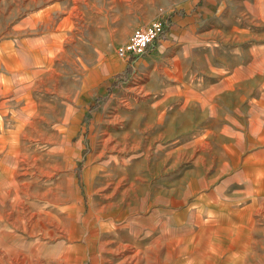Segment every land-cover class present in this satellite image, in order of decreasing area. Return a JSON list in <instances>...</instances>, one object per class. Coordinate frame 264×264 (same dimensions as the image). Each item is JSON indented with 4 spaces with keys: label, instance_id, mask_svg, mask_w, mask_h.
I'll list each match as a JSON object with an SVG mask.
<instances>
[{
    "label": "rangeland",
    "instance_id": "obj_1",
    "mask_svg": "<svg viewBox=\"0 0 264 264\" xmlns=\"http://www.w3.org/2000/svg\"><path fill=\"white\" fill-rule=\"evenodd\" d=\"M0 120V264H264V0H0Z\"/></svg>",
    "mask_w": 264,
    "mask_h": 264
},
{
    "label": "bare ground",
    "instance_id": "obj_2",
    "mask_svg": "<svg viewBox=\"0 0 264 264\" xmlns=\"http://www.w3.org/2000/svg\"><path fill=\"white\" fill-rule=\"evenodd\" d=\"M76 16V15H75ZM60 34V33H59ZM15 58V57H14ZM14 62V61H13ZM17 63V62H16ZM15 63V64H16ZM9 64V63H8ZM13 64V63H12ZM18 64V63H17ZM14 66V65H13ZM16 66V65H15ZM19 68V67H18ZM8 93V92H7ZM6 94V93H5ZM28 104V103H27ZM31 105V104H30ZM26 106V105H25ZM27 110V112H28V109H26ZM30 110V109H29ZM16 117V116H15ZM17 122V121H16ZM32 122V121H31ZM3 122H2V120H0V124H2ZM26 123V122H25ZM21 124V123H20ZM4 125V124H3ZM22 125V124H21ZM2 127V126H1ZM9 130V129H8ZM13 133V132H12ZM25 135V134H24ZM27 136V135H26ZM15 143V142H14ZM13 146V145H12ZM11 146V147H12ZM13 148H14V146H13ZM203 148V147H202ZM12 149V148H11ZM11 149H9V151L11 150ZM15 149V148H14ZM17 152V151H16ZM18 155V154H17ZM22 156V155H21ZM23 156H24V154H23ZM22 156V157H23ZM26 157V156H25ZM25 159V158H24ZM70 161V160H69ZM36 163V162H35ZM1 165H3V164H1ZM0 165V166H1ZM8 167V166H7ZM5 172V171H4ZM45 172V171H44ZM15 173V172H14ZM14 173L13 172H11V171H9L8 170V175L10 174L11 176H10V178L9 179H7L6 181H7V185L6 186H8V185H11L12 187L11 188H9L7 191H8V194L10 195L11 193H14V194H16L17 195V192H18V187H17V185H16V179L13 177V175H14ZM23 173H25V172H23ZM27 173V172H26ZM46 173H47V171H46ZM21 174V173H20ZM23 183V182H22ZM4 185L3 184V182H2V180L0 179V185ZM1 185V186H2ZM23 185H25V184H23ZM56 190V189H55ZM50 192V191H49ZM27 194V193H26ZM57 195V194H56ZM43 201V200H42ZM13 203V206L15 205V204H18V205H20L21 204V202H20V200H17V198H16V196H15V200L12 202ZM56 205H58V204H56ZM61 208V207H60ZM17 209H18V207H17ZM103 210V209H102ZM69 214L68 215H70V216H73V214H74V212H75V210H72V209H69ZM8 212V211H7ZM10 212H12V211H10ZM9 213V212H8ZM66 213V212H65ZM41 214V213H40ZM2 215V214H1ZM34 215V214H33ZM31 216V215H30ZM56 216V215H55ZM42 218V217H41ZM49 218V217H48ZM16 221H17V219H16ZM49 222V221H48ZM63 222V221H62ZM65 222V221H64ZM4 223H6V222H4ZM50 224V223H49ZM52 224V223H51ZM60 224V223H59ZM67 224V223H66ZM65 224V225H66ZM58 225V224H57ZM64 225V224H63ZM65 225H64V227H65ZM71 225V224H70ZM37 226V225H36ZM67 227V226H66ZM72 227V228H71ZM70 228H71V230L69 229V231H68V235H69V237L68 238H70L69 240H76L77 239V237H76V232H75V229H74V225L73 226H71ZM68 228H69V226H68ZM68 228L66 229V230H68ZM42 229V228H41ZM40 229V230H41ZM63 229V228H62ZM41 232V231H40ZM61 233V232H60ZM58 237V236H57ZM60 237V236H59ZM81 238V237H80ZM80 238H78V239H80ZM160 241V240H159ZM68 242H70V241H68ZM80 242H81V240H80ZM177 241H173V243H169V246H172L173 244L174 245H176L177 243H176ZM71 243V242H70ZM195 243V242H194ZM72 244V243H71ZM184 244V243H183ZM158 244H156V246H157ZM174 245H173V254L175 255V249H174ZM5 246V245H4ZM71 246V245H70ZM120 246V245H119ZM124 246V245H123ZM126 246V245H125ZM124 246V247H125ZM185 246H187V245H185ZM128 247V246H127ZM188 247H190L191 248V246H188ZM6 248H7V251H5L6 253H15V251H14V248H12V246H10V247H7L6 246ZM83 247H81L80 245H78V248H70L69 247V249L67 248V251L62 255V260L60 261V264H80V263H83L85 260H86V253H85V249H82ZM195 248V247H194ZM119 249H120V247H119ZM133 249V248H132ZM207 249H208V247H207ZM62 250V249H61ZM210 250V249H209ZM116 251V250H115ZM135 251V250H134ZM190 251H192V250H190L189 248H187V247H185L184 249H182L181 250V252L180 251H178V253L179 254H182V253H187V252H190ZM113 253V252H112ZM119 253V252H118ZM129 253V252H128ZM168 253V252H167ZM111 254V253H110ZM136 256V258H137V254L135 255ZM134 256V257H135ZM177 256V253H176V255H175V257ZM127 257V256H126ZM125 257V258H126ZM133 256H131V258H132ZM168 257V256H167ZM207 257V253H206V256H205V258ZM13 260H14V263H16V264H25V262L27 261L28 262V260L27 259H29L27 256H22V255H18V254H16V255H14L13 257H11ZM35 258V257H34ZM135 258V259H136ZM207 259V258H206ZM124 260V259H123ZM128 260V259H127ZM132 260H134V259H132ZM188 260V259H187ZM33 261H35V260H33ZM33 263V262H32ZM35 263V262H34ZM33 263V264H34ZM205 263H207V264H211L209 261H207L206 260V262ZM38 264V263H37ZM138 264V263H137ZM152 264V263H151ZM164 264V263H163ZM179 264H194V261H191V262H187L186 260H180V262H179ZM214 264V263H213Z\"/></svg>",
    "mask_w": 264,
    "mask_h": 264
},
{
    "label": "built area",
    "instance_id": "obj_3",
    "mask_svg": "<svg viewBox=\"0 0 264 264\" xmlns=\"http://www.w3.org/2000/svg\"><path fill=\"white\" fill-rule=\"evenodd\" d=\"M169 25L166 21H157L151 26L136 30L129 42L119 47L118 55L123 58L131 59L138 58L146 53L149 49L160 40H163L168 35Z\"/></svg>",
    "mask_w": 264,
    "mask_h": 264
},
{
    "label": "crops",
    "instance_id": "obj_4",
    "mask_svg": "<svg viewBox=\"0 0 264 264\" xmlns=\"http://www.w3.org/2000/svg\"><path fill=\"white\" fill-rule=\"evenodd\" d=\"M177 23L181 24L182 21L178 19ZM167 43H169V42L168 41H164V40L158 41L156 43V45H154V47H153L155 49L154 52H157L158 54L164 53L166 51L167 47H168ZM15 121H18V119L15 120ZM19 121H20V118H19ZM231 221H238V217L236 216ZM209 230H210V225L209 224H203V226L201 227V231L198 234L199 237H197L199 239V246L194 243V242H196V239L192 241V244L187 245V246L195 247L194 248L195 254H198L199 256H202V257H204L206 255V253L210 254V251H209L210 243H209V240H208V239H210ZM207 247H208V249H207ZM181 250L182 249H179L178 251L181 252ZM190 252H192V251H190ZM180 255L181 254H179L178 256H180ZM207 261H209V260H207ZM209 262L211 263V261H209ZM213 263L214 262L212 261V264ZM178 264H179V262H178Z\"/></svg>",
    "mask_w": 264,
    "mask_h": 264
}]
</instances>
